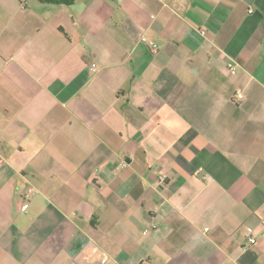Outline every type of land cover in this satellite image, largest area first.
Returning <instances> with one entry per match:
<instances>
[{
  "label": "crops",
  "instance_id": "obj_1",
  "mask_svg": "<svg viewBox=\"0 0 264 264\" xmlns=\"http://www.w3.org/2000/svg\"><path fill=\"white\" fill-rule=\"evenodd\" d=\"M104 258L264 264V0H0V264Z\"/></svg>",
  "mask_w": 264,
  "mask_h": 264
},
{
  "label": "built area",
  "instance_id": "obj_2",
  "mask_svg": "<svg viewBox=\"0 0 264 264\" xmlns=\"http://www.w3.org/2000/svg\"><path fill=\"white\" fill-rule=\"evenodd\" d=\"M143 41H144V42H147V43H148L152 48H154V49L158 47V45H157L156 42L150 40V39L147 38V37H143ZM230 66H232V65L230 64ZM232 72H233V73L236 72L235 68L232 69ZM237 95H238L239 97H241V96H242V93L239 91ZM32 191H33V188H32V187H29V188L27 189V191L24 193V201H25V203H24V205H23V208H25V209L27 208V203H28V200H29V198H30V194H31ZM249 242H250V243H255V242H256L255 237L252 236V235H250V237H249ZM99 264H109V263H108V261H107V258H104Z\"/></svg>",
  "mask_w": 264,
  "mask_h": 264
},
{
  "label": "trees",
  "instance_id": "obj_3",
  "mask_svg": "<svg viewBox=\"0 0 264 264\" xmlns=\"http://www.w3.org/2000/svg\"><path fill=\"white\" fill-rule=\"evenodd\" d=\"M43 1H46V2H56V3H70L72 2L73 0H43Z\"/></svg>",
  "mask_w": 264,
  "mask_h": 264
}]
</instances>
